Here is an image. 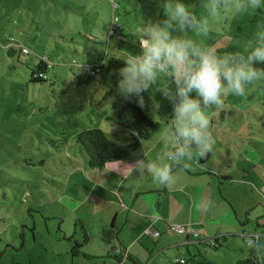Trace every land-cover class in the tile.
I'll return each instance as SVG.
<instances>
[{
  "label": "rangeland",
  "instance_id": "1",
  "mask_svg": "<svg viewBox=\"0 0 264 264\" xmlns=\"http://www.w3.org/2000/svg\"><path fill=\"white\" fill-rule=\"evenodd\" d=\"M164 2L0 0V264L72 261L69 252V256H56L51 251L64 243L70 247L75 241L81 243L76 216L60 208L62 201L71 202L75 191L88 184L83 182L85 174L81 171L88 164L75 143L76 135L100 128L114 143L134 142L135 133L115 119L111 108L115 97L137 105L147 118L159 124V130L142 142V148L138 142L135 148L139 152L148 150L153 141H161L160 134L168 129L173 117L172 101L155 87L142 93L143 107L135 96H121L115 83L120 68L108 69V63L110 59L125 62L128 55L141 54L139 26L149 20L166 19ZM183 2L198 16L204 14L202 0ZM262 17L264 9H257L252 16L215 20L206 43L221 53L242 51ZM117 34L123 37L121 43ZM173 34L182 33L177 30ZM20 48H25L26 54L18 53ZM9 49L15 52L8 54ZM39 59L51 67L46 70V80L32 83L29 73ZM84 75L89 76L88 82L78 80ZM168 80L174 88L172 78ZM207 114L215 138L211 161L223 162L219 172L233 174L243 168L264 173V79L249 86L243 97L226 96ZM262 205L255 207L253 214L262 213ZM189 230L198 232L192 239L200 242L178 244L156 256L153 250L148 260L143 257L144 264H172L177 260L181 264H235L244 255L241 251L251 248V238H243L240 231L238 236L224 235V243L220 235L206 238L198 227ZM176 236L183 241V234ZM257 236L264 242V230ZM214 237L218 241L212 247L208 239ZM89 238L92 242L81 252L92 260L84 264H99L101 259H93L97 239ZM61 239L63 242L55 244Z\"/></svg>",
  "mask_w": 264,
  "mask_h": 264
},
{
  "label": "crops",
  "instance_id": "2",
  "mask_svg": "<svg viewBox=\"0 0 264 264\" xmlns=\"http://www.w3.org/2000/svg\"><path fill=\"white\" fill-rule=\"evenodd\" d=\"M145 141H139V148ZM148 147V150L140 152L135 148L124 159L105 163L101 168L85 169L83 166V182L91 185L78 189L74 200L62 201L60 205L66 214L76 216L75 226L80 230L81 243L75 241L71 247L64 243L63 247L57 246L51 251L56 256L68 255L69 252L72 261L64 264H73V261L80 264V260L84 264V261L92 260L84 251L81 252L83 246L87 247L92 242L89 236L97 239V252L93 259H101L99 264H144L143 257L148 260L153 250L157 252L156 256L159 251L166 253L172 246L186 245L194 239L183 234L181 241L176 236L179 234L168 230L171 223L187 229L198 227L206 238L211 234L220 235L224 243L227 242L224 235L228 233H233L228 237L238 236L240 231L239 235L249 239L263 233L264 173L243 168L233 174L219 172L223 162L220 160L213 164L211 151L207 160L200 163V154L193 149L192 157L186 163L168 161L174 178L164 186L154 182L150 174L139 177L134 171L138 159L155 160L165 150L161 141H153ZM261 203L263 212L253 214ZM101 231H109L111 237L102 240L99 237ZM154 232L158 233L156 237L152 236ZM212 239L218 241V237ZM60 241L63 242L61 239L55 244ZM186 251L189 253L187 248ZM241 252L244 253L241 256L243 260L249 250ZM46 262L49 263L48 260Z\"/></svg>",
  "mask_w": 264,
  "mask_h": 264
},
{
  "label": "clouds",
  "instance_id": "3",
  "mask_svg": "<svg viewBox=\"0 0 264 264\" xmlns=\"http://www.w3.org/2000/svg\"><path fill=\"white\" fill-rule=\"evenodd\" d=\"M163 7L166 19L139 26L142 52L123 59L126 63L118 70L117 83L119 94L135 96L141 107L142 93L153 87L173 103L171 123L160 134L163 154L155 160L138 159L134 166L139 177L150 174L154 182L166 186L174 178L168 161L183 164L191 159L193 149L202 156L213 149L208 110L220 106L226 96H245L249 86L264 79V17L242 51L221 53L206 43L215 20L252 16L264 9V0H202L204 14L199 16L183 0H165ZM177 30L182 34L174 35ZM248 243L254 264H264V242L254 236Z\"/></svg>",
  "mask_w": 264,
  "mask_h": 264
},
{
  "label": "trees",
  "instance_id": "4",
  "mask_svg": "<svg viewBox=\"0 0 264 264\" xmlns=\"http://www.w3.org/2000/svg\"><path fill=\"white\" fill-rule=\"evenodd\" d=\"M112 32H114V29H112ZM118 32H120V29ZM122 40V35L117 34V41L121 43ZM22 49L25 48H20L18 53L26 54L22 52ZM14 52V50H8V54H13ZM109 61L108 69H118L125 66L126 63L116 59H110ZM50 67V63L39 59L36 63L35 69L31 70L29 73L30 81L32 83H40L46 80V70ZM115 78V83L117 84L119 77L115 76ZM78 80L88 82L89 76L84 75ZM107 95L108 93H106V96ZM111 108L114 111L115 119L119 125L123 128L131 129L135 133L134 142L125 144L114 143L105 136L100 128H90L78 133L75 138V143L79 146L80 152L84 154L88 167L90 168H101L105 163L124 159L138 145L139 141L147 140L151 134L159 130L158 123L147 118L137 105L132 104L121 97L114 98L111 103ZM207 158L208 153L203 156L200 155V163L207 160ZM99 237L102 240H108L111 237V233L109 231H101ZM209 240L212 241V247H214L216 239ZM250 254L251 248L249 249L248 256L243 260H238L235 264H254ZM172 264H181V262L177 260Z\"/></svg>",
  "mask_w": 264,
  "mask_h": 264
},
{
  "label": "built area",
  "instance_id": "5",
  "mask_svg": "<svg viewBox=\"0 0 264 264\" xmlns=\"http://www.w3.org/2000/svg\"><path fill=\"white\" fill-rule=\"evenodd\" d=\"M113 7H115V6L113 5ZM22 52L26 53L27 50L26 49H22ZM168 230L170 232H173V233H176V234H187V235L191 236L192 238H196L197 237V234H196L195 231L189 230L183 225H178V224L171 223V224L168 225ZM157 235H158L157 232L152 233L153 237H156ZM209 243H210V245H212V241L211 240H209Z\"/></svg>",
  "mask_w": 264,
  "mask_h": 264
}]
</instances>
